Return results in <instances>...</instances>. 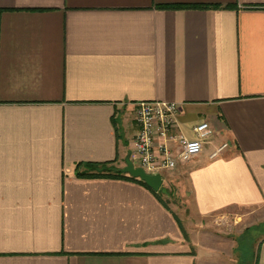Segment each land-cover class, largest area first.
I'll return each instance as SVG.
<instances>
[{
  "label": "crops",
  "instance_id": "1",
  "mask_svg": "<svg viewBox=\"0 0 264 264\" xmlns=\"http://www.w3.org/2000/svg\"><path fill=\"white\" fill-rule=\"evenodd\" d=\"M154 101L181 105L188 138L213 129L170 172L199 216L264 206V0H0V264H247L150 189L79 176L123 169Z\"/></svg>",
  "mask_w": 264,
  "mask_h": 264
},
{
  "label": "built area",
  "instance_id": "2",
  "mask_svg": "<svg viewBox=\"0 0 264 264\" xmlns=\"http://www.w3.org/2000/svg\"><path fill=\"white\" fill-rule=\"evenodd\" d=\"M181 105L176 102H141L136 106V124L139 131L134 139L130 160L136 168L150 175L176 170L180 164L198 157L212 138L213 129L208 122L194 128V137L188 138L181 130L179 117ZM229 147L224 143L210 155L221 156Z\"/></svg>",
  "mask_w": 264,
  "mask_h": 264
},
{
  "label": "rangeland",
  "instance_id": "3",
  "mask_svg": "<svg viewBox=\"0 0 264 264\" xmlns=\"http://www.w3.org/2000/svg\"><path fill=\"white\" fill-rule=\"evenodd\" d=\"M162 190L164 202L192 239L201 232L215 234L228 242L238 239V258L247 261V264H255L258 242L264 238V206L233 207L219 214L201 217L195 208L188 174H165Z\"/></svg>",
  "mask_w": 264,
  "mask_h": 264
},
{
  "label": "trees",
  "instance_id": "4",
  "mask_svg": "<svg viewBox=\"0 0 264 264\" xmlns=\"http://www.w3.org/2000/svg\"><path fill=\"white\" fill-rule=\"evenodd\" d=\"M161 8H169V9H210V8H218L217 6H210V5H172V6H161ZM115 162L106 163V164H88L87 168L94 173H83L79 174L80 177L86 178H121L124 180H129L135 183H138L148 189H150L155 195L161 199V192L163 191L162 188L159 192L153 191L149 188L143 181L139 179L132 178L128 175H125L121 172V169L114 166ZM98 172V173H95ZM166 205V203H165ZM167 206V205H166ZM179 224L181 225L180 221L178 220Z\"/></svg>",
  "mask_w": 264,
  "mask_h": 264
},
{
  "label": "water",
  "instance_id": "5",
  "mask_svg": "<svg viewBox=\"0 0 264 264\" xmlns=\"http://www.w3.org/2000/svg\"><path fill=\"white\" fill-rule=\"evenodd\" d=\"M125 164L126 166L121 169V172L123 174L143 181L149 188H151L155 192H159L163 187L164 177L162 175H150L146 173L142 168H136L130 160V156H127Z\"/></svg>",
  "mask_w": 264,
  "mask_h": 264
}]
</instances>
